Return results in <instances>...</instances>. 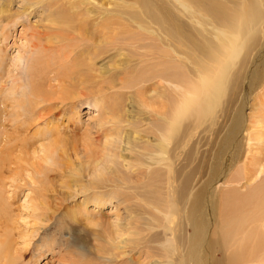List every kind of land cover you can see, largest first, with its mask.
<instances>
[{
	"label": "bare ground",
	"instance_id": "6f19581e",
	"mask_svg": "<svg viewBox=\"0 0 264 264\" xmlns=\"http://www.w3.org/2000/svg\"><path fill=\"white\" fill-rule=\"evenodd\" d=\"M116 17L87 27L84 18L74 15L60 29L36 32L27 99L9 101V108L0 111V188L2 175L20 167L12 156L23 150V142L18 144L15 135L59 119L57 114L74 108L88 92L92 106L99 105L105 115L97 127L107 139L93 162L105 161L107 180L127 200L156 199L152 206L144 204L152 211L150 220L161 223L156 244L165 259L160 263L264 264V181L243 194L218 190L240 155L241 174L228 181H248L264 171V0H139V11L123 9ZM53 50L52 62L41 60ZM117 50L128 58L105 70L96 67L97 60L110 61ZM129 87L135 88V116L122 115L119 89ZM253 98L257 121L244 112ZM6 127L10 133L2 131ZM253 144L257 154L250 153ZM121 157L122 166L143 181L117 174L115 159ZM194 159L198 162L191 167ZM203 165L207 174L200 181ZM169 195L170 202L162 200ZM8 206L0 191V264H17L10 228H4ZM128 215L127 232L139 234ZM149 242L143 241L148 249ZM116 256H100L99 262H117Z\"/></svg>",
	"mask_w": 264,
	"mask_h": 264
},
{
	"label": "rangeland",
	"instance_id": "374dc122",
	"mask_svg": "<svg viewBox=\"0 0 264 264\" xmlns=\"http://www.w3.org/2000/svg\"><path fill=\"white\" fill-rule=\"evenodd\" d=\"M27 1L29 4L22 3V0H0V111L9 108L7 106L9 101L27 99L26 90L32 78L29 74V69L32 71L30 60L33 56L36 58L37 51L33 48L36 32L46 30L52 32L60 29L59 25L74 15L84 18L87 27H95L104 20L116 19L123 9L125 12L139 11V0ZM55 53V50L44 52L41 60L48 61L52 58L50 55ZM126 58H128L126 52L117 50L112 60H97L95 63L97 68L105 70L106 65L112 68L113 65L118 64L119 59L122 61ZM49 61L52 62V59ZM47 72L49 74L48 70ZM49 75L51 77L52 73ZM119 90L123 94L122 99L119 100L124 104L125 109V114L122 115L135 116L138 112V107L133 101L135 88ZM86 93L78 98L79 101L76 100L74 108L67 107L64 112L57 114L60 115L59 119L54 118L45 122L48 125L40 123L30 130L24 129L19 137L15 135L18 144L21 140L23 142L21 145L23 150H20L22 153L18 152V149L12 156L18 158L20 167L14 173L2 175L4 179L0 188L9 204V225L3 227L10 228L13 258L15 262L18 261L17 264H101L100 256L105 257L115 253L118 256L114 260L117 262L112 261L108 264H119L118 260L120 262L123 260V264H155L156 262L164 264L159 262L165 258L162 255L163 251L156 244L161 240L158 235L161 228L157 227L161 223L150 220L148 212L152 211L147 207L148 204H144L151 203L152 206V202L156 199L151 195L149 199L151 202L149 200L143 202L139 199L127 200L107 180L109 176L108 171H105V161L93 162V155H100L104 143L107 144L104 132L97 127L99 119L101 120L105 115L98 111L99 105L92 106L93 97ZM152 94L150 91L147 92V95ZM108 101H104L103 104H109ZM255 102V98L251 99L250 105L244 111L245 114H249L252 121L260 119ZM145 116L146 113L141 111L139 118L143 119ZM261 127L264 130V126ZM253 129L255 126L251 127V130ZM2 131L10 133V128L6 127ZM263 139L264 136H261V140ZM109 140L111 141L110 137ZM254 142L256 137L252 143ZM48 150L52 155L45 157ZM249 150L251 154L259 152L254 144ZM116 151L119 156V147ZM240 156L238 161L226 170L219 192L229 190L243 194L264 181V171L259 173V170L255 172L257 176L248 181L245 179L228 181L230 176L241 174L243 158ZM115 160L114 169L121 171L117 174H122L123 177L130 174L132 180L143 181L122 166V157ZM197 162L198 159H194L190 164L191 167ZM223 167L225 169V166ZM202 168L199 169L202 170L200 181L205 180L207 174L204 171L206 166L203 165ZM199 184L200 182L195 185ZM160 187L163 191V185H159ZM147 188L151 192L155 189L151 185H147ZM39 193L41 195L38 197ZM98 200L100 204L93 202ZM162 200L168 203L172 198L169 195ZM128 213L133 216L131 222L139 230L137 235L127 232L129 230L126 224L130 217ZM155 232L156 235L153 237ZM166 236L168 237L169 234L166 233ZM147 239L150 241L149 249L143 244ZM41 249L45 252L40 255L37 262L33 261L42 251ZM15 251L18 255L14 254ZM19 253H25L21 260H17L20 259ZM58 255L63 257V263Z\"/></svg>",
	"mask_w": 264,
	"mask_h": 264
}]
</instances>
